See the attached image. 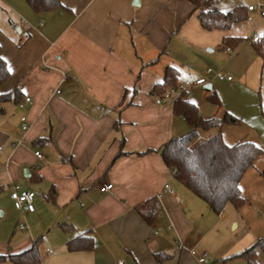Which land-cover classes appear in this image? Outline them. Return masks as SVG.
Returning <instances> with one entry per match:
<instances>
[{
  "label": "crops",
  "instance_id": "0c3cea01",
  "mask_svg": "<svg viewBox=\"0 0 264 264\" xmlns=\"http://www.w3.org/2000/svg\"><path fill=\"white\" fill-rule=\"evenodd\" d=\"M256 1L208 0L201 8L240 7L246 17L227 29L207 30L197 18L199 8L187 0H60L42 13L25 0H0V57L9 70L0 93L16 89L21 100L31 99L21 108L13 95L0 102V216L14 220L0 234V254L22 252L38 239L40 259L31 264L198 263L193 240L213 225L200 233L206 220L194 219L213 211L175 178L157 149L194 129L201 139L210 137L216 128L197 129L196 122L238 115L246 94L257 91L264 110V64L252 41L264 33V16L246 9ZM225 37L241 40L223 45ZM167 67L177 71L176 83L206 80L197 87L207 103L182 95L197 107L191 121L175 113L174 101L155 102L153 87L163 82ZM210 92L219 105L208 101ZM121 147L128 153L116 156ZM147 149L152 151L137 154ZM255 178L264 187L260 173ZM12 183L35 193L32 212L14 208ZM103 183L112 189L101 192ZM164 184L172 194L162 191ZM149 204L147 222L141 212ZM228 214L223 209L217 215L225 222ZM22 222L26 228L20 230ZM85 234L93 239L90 250L67 249L68 239ZM255 240L247 232L221 256ZM157 253L169 256L159 261ZM0 264L14 263L7 258Z\"/></svg>",
  "mask_w": 264,
  "mask_h": 264
},
{
  "label": "trees",
  "instance_id": "16d2710c",
  "mask_svg": "<svg viewBox=\"0 0 264 264\" xmlns=\"http://www.w3.org/2000/svg\"><path fill=\"white\" fill-rule=\"evenodd\" d=\"M28 6L37 13L53 10L60 6V0H25ZM194 9L199 8L197 18L204 29H227L232 24L245 19L246 15L242 8L237 7L232 11L220 12L212 9H203L208 0H187ZM202 3V5L200 4ZM241 38L225 37L223 45L235 46ZM255 53L261 57L264 64V33L253 42ZM177 71L172 67L165 69L163 82L153 87V92L157 95L163 93L170 86L176 84ZM9 70L5 61L0 57V85L6 80ZM14 96L18 103L21 99L16 89L11 92L0 93V102L6 101ZM183 92L174 100L173 109L175 113L191 121L197 113L195 104L183 98ZM208 101L219 105V99L214 92L207 95ZM238 119L228 112H224L221 117H210L199 119L196 128L209 130L216 128V132L208 138L201 139L196 129L171 138L161 145L157 152L163 162L175 169V178L183 184L195 196L201 199L215 214L223 211L226 204L230 203L235 208H239L244 199L240 193V181L245 171L253 166L255 160L262 154L260 146L252 141L239 140L233 144L224 142L221 135V127L224 125H234ZM118 125V120L114 126ZM152 151L147 149L137 154H144ZM121 147L116 156L127 154ZM260 176L264 179V167L260 171ZM141 212L145 221L151 217V205ZM139 209V208H137ZM64 229V225H61ZM38 240V239H37ZM35 240L30 247L22 252L3 255L0 254V263L5 259H11L14 264H31L39 261V252ZM69 251L90 250L93 246V239L90 234L75 236L68 239L66 243ZM258 250L264 253V237L257 238L250 246L235 254L242 257L249 264H257L255 257ZM168 254H155L159 261L168 258Z\"/></svg>",
  "mask_w": 264,
  "mask_h": 264
},
{
  "label": "rangeland",
  "instance_id": "374dc122",
  "mask_svg": "<svg viewBox=\"0 0 264 264\" xmlns=\"http://www.w3.org/2000/svg\"><path fill=\"white\" fill-rule=\"evenodd\" d=\"M200 4L202 5V3ZM221 73L227 75L224 72ZM184 80L178 81L176 84L182 83ZM203 92L202 87L189 86L185 88L183 94L185 93L186 96L195 101L204 100L207 103ZM245 96L247 98L245 101L246 106L237 109L238 115H234L238 119V123L224 126L222 134L227 144H233L239 140L252 141L261 147L262 154L255 160L253 166L247 169V180L243 184L241 193V197L244 199L243 204L239 208H235L230 203L227 206L228 208L224 207V211L230 213L225 222L221 221L219 215L210 210H207L209 211L208 215L201 216L199 213L195 217L194 221L198 224L206 220V224H202L198 228L200 233L205 232L207 227L213 225L212 229L200 241H197V237L196 240H193V242H197L193 252L202 254L205 259L204 264H249L242 257L235 254L221 256L223 248L230 246L238 237H242L247 232H250L255 239L264 237V187L255 182V177L259 176L260 173L258 171H261L264 166V110L260 109L257 91L252 95L246 94ZM10 207L8 204V209ZM13 221V218L9 220L8 216H0V234L8 232L10 223L14 225ZM214 221L215 223H213ZM234 224H236V227H234ZM255 260L257 264H264V253L261 250L257 251ZM184 264L199 263L187 261Z\"/></svg>",
  "mask_w": 264,
  "mask_h": 264
},
{
  "label": "built area",
  "instance_id": "2783aa9c",
  "mask_svg": "<svg viewBox=\"0 0 264 264\" xmlns=\"http://www.w3.org/2000/svg\"><path fill=\"white\" fill-rule=\"evenodd\" d=\"M246 9L248 11L254 10L256 9L260 16H264V4L262 2H260L259 0H257L255 3L249 4L247 5ZM259 37L258 36H253L252 41H256ZM226 51L230 52L231 48L230 47H226L225 48ZM206 73L210 72V69H206L205 71ZM215 76L220 79V80H231V76L230 75H225L221 72H216ZM206 82L204 77H198L194 80H190V79H186L184 80L182 83H178V84H174L172 86H170L168 89H166L163 93H161L160 95H156L155 96V102L157 104H162L165 101H174L177 97L180 96V94L182 92H184L186 87L189 86H201ZM31 99L29 96H25L22 100H20L17 105L18 107H23V105L27 102H30ZM21 123H22V130H26L27 129V120L25 116H22L20 118ZM35 156L37 158H41V154L38 151L34 152ZM171 173L174 175L175 173V169H171ZM113 184L112 183H103L99 190L101 192L104 191H108L110 189H112ZM162 191H167L169 193H173V190L170 189V187L168 186V184H164L162 186ZM160 195V193L158 194V196ZM9 196L13 202V206L15 209L17 210H21V211H29L32 212L34 210V206H33V199L35 196V193L33 191H29L24 189L20 184L18 183H12L10 185V192H9ZM18 228L20 230H23L26 228L25 224L20 223L18 225ZM195 259L197 260V262L199 264H204L205 263V259L202 255H197L194 254ZM113 264H126L125 261L123 260H115L113 262Z\"/></svg>",
  "mask_w": 264,
  "mask_h": 264
},
{
  "label": "water",
  "instance_id": "95a60500",
  "mask_svg": "<svg viewBox=\"0 0 264 264\" xmlns=\"http://www.w3.org/2000/svg\"><path fill=\"white\" fill-rule=\"evenodd\" d=\"M138 4V0H133V5H137ZM19 30V29H18ZM206 89H209L210 86L209 85H206L205 86Z\"/></svg>",
  "mask_w": 264,
  "mask_h": 264
}]
</instances>
